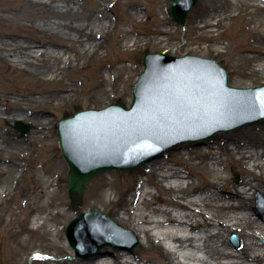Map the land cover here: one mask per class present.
<instances>
[{
  "label": "bare ground",
  "instance_id": "1",
  "mask_svg": "<svg viewBox=\"0 0 264 264\" xmlns=\"http://www.w3.org/2000/svg\"><path fill=\"white\" fill-rule=\"evenodd\" d=\"M15 1L32 8L46 9V17L39 20L47 28L38 31L35 36L0 29V67H14L29 81L61 83L55 90H40L32 87L25 88L24 92H8L9 95L5 100L8 102L14 100L10 105L13 108L8 112L5 107L3 112L0 107V116L8 120L14 119L13 115H15L16 120L22 121L26 119L25 110L19 108L21 100L15 95L35 104V98L38 99L37 103L41 104H51V99L54 98L55 102L52 105L55 108L61 103L70 101L75 93V87L70 83L60 82L58 75L69 65L86 66L104 46V42L99 40L109 36L111 28L113 26L116 28L117 25L113 24L112 20H99V5L110 4L111 0L94 1L88 15L80 10L84 4L78 0ZM241 2L243 3L241 0H232L224 7L226 9L219 6L205 7L195 17L193 26L206 42L219 45L221 32L216 28L226 21H231L233 24L234 18L243 15L231 12V9ZM263 3L264 0H255L253 4H246V10L250 11L251 8L259 6L264 8ZM124 10L126 14L132 15L129 23L142 21L139 2L130 0ZM0 11L14 14V11L8 8H2ZM31 18L32 16L29 19ZM244 20L253 25L240 31L239 38L243 41L238 46L242 52L248 54L245 61L255 77L249 83L251 85L264 79V19L259 23L251 18H248V21ZM0 22L10 21L0 19ZM162 23L166 25L164 20ZM162 27L154 29L153 32L165 33L166 30ZM128 35L129 33L126 32L124 37ZM216 51L218 54L221 52L218 48ZM168 54L180 56L174 51ZM108 73L109 77L113 76L112 72ZM76 82L82 84L81 81ZM100 90L98 97L109 95L108 90L102 88ZM41 118L44 122L37 121L38 127L34 132L33 140L48 142L51 138L45 129L49 124V118L47 114H42ZM248 131L243 129L227 135L226 146L222 148L209 145V151L205 153L200 147L188 149V159L199 161L198 167L203 169V172L193 168L183 158H179L182 163L173 160L170 154L165 159L155 158L148 163L141 174L146 176L147 183L155 187L159 194H166L167 197L155 194L143 184L119 190L117 183L121 181V176L118 174H111V179L102 177V182L99 184V212L113 216L118 224L124 225L138 236V249L135 254L146 261L144 264L157 261L153 256L150 258L141 256V253L151 249L160 252L167 264H264V242L260 240L264 239V220H261L253 199L248 196L251 191L264 194V141L256 135L251 136ZM0 141L14 145L15 154H18V146L23 142L15 132L8 134L1 131ZM179 154L178 151L176 155ZM170 161L175 163L170 164ZM7 162L6 158L0 157V167ZM13 163L15 167H20L19 158H15ZM178 164H183L184 169L178 168ZM216 165L225 168L234 165L244 177L239 182H234L229 176L217 171L214 168ZM183 171L200 181L188 182ZM220 181L224 183L221 185ZM51 191L55 193L53 197L55 198L57 191L55 189ZM6 193L7 189L0 187V199L5 197ZM52 203L55 206H62L61 202ZM37 207L39 215L34 217L33 223L38 222L42 213H49L40 198ZM76 210L79 216L82 209ZM48 215L42 226L51 222L56 223L54 218ZM68 218L67 211L60 213L59 220ZM233 232L238 233L242 241L239 252L233 248L228 239V235ZM8 234L7 229L5 235ZM84 234L85 232H82L81 237ZM56 235L59 236V233L57 232ZM37 257L40 256L34 255L30 261L34 263ZM79 257L73 262L65 258L56 259L55 264H137L127 247L124 249L106 245L90 254L87 260Z\"/></svg>",
  "mask_w": 264,
  "mask_h": 264
},
{
  "label": "rangeland",
  "instance_id": "2",
  "mask_svg": "<svg viewBox=\"0 0 264 264\" xmlns=\"http://www.w3.org/2000/svg\"><path fill=\"white\" fill-rule=\"evenodd\" d=\"M78 1L84 4L80 10L88 15L93 8V2L98 0ZM129 1L111 0L110 4L99 5V20H112V23L117 26L111 28L109 36L99 40L104 42V46L100 49L99 54L90 60L86 66L79 65L75 67L69 65L63 68L62 73L58 75L60 82L70 83L75 87V93L70 101L61 103L58 108H55L52 105L55 102L54 98L51 99V104L37 103L38 99L35 98V104L22 100L15 95L17 99L21 100L19 108L25 110L24 116L26 119L22 121L32 125V129L28 133L11 127L7 123V119L0 116V131L8 134L15 132L23 141L18 146V154H15L14 145L0 141V157L8 160L5 165L0 167V172L3 173H0V187L7 189L6 196L0 199V264H55L56 259L62 258L73 262L78 256L75 250L72 251L69 247L70 244L66 236L67 227L77 217L76 209L81 208V214L88 211H99V184L102 182V177L111 179V174H118L121 176V181L117 183L119 190L143 184L155 194L167 197L166 194H159L155 187L147 183L146 176L141 174L148 164L146 163L135 170H110L100 173L90 182L85 193L80 197H75V206L73 207L67 181L70 168L62 155L59 143L58 126L63 119L83 110H102L111 104L121 103L126 107L132 105L134 85L144 71L143 57L145 54L174 51L180 56L194 55L215 59L227 70L231 86L253 88L264 85V79H260L255 84H249L255 77L251 74V70L245 61L248 54L242 52L238 46L243 41L239 38L240 31L253 25L250 22H245L244 19L251 18L256 23L264 19L263 6L251 8L250 11L246 10V4H253L255 0H241L243 3L241 2L231 9L232 13L243 15L234 18L233 24L231 21H226L216 28L221 32V43L219 45L206 42L199 35L196 27L193 26L195 17L205 7L219 6L226 9L224 7L230 4L232 0H199L197 5L189 12L184 26L178 25L171 16L172 0H134L140 3L142 21L131 24L129 21H131L132 15L124 12V7ZM99 2H102V0H99ZM2 8H8L14 11V14L0 11V19L10 21L9 23L0 22V29L11 33L35 36L38 31L47 28L39 20L46 17V9L32 8L15 0H0V10ZM30 16H32L31 19H29ZM163 20L166 25L162 23ZM161 26L166 32L155 34L153 30L161 28ZM124 32H128L129 35L124 37ZM134 44L136 45L134 46ZM216 48L221 51L219 54ZM108 72H112L113 76L109 77ZM76 81H81L82 84ZM60 85L61 83L29 81L14 67H0V107L3 112H5V107L8 112L12 111L13 107L11 108L10 105L14 103V100L9 102L5 100L9 95L8 92H24L25 88L32 87L40 90H55ZM100 88L108 90L109 95L98 97L101 91ZM42 114H47L49 118V124L45 129L51 138L48 142L33 140L34 132L38 127L37 121L44 122L41 118ZM13 116L15 119V115ZM243 129L249 130L248 133L251 136L256 135L264 141V120H261L256 123H248L229 132L218 133L202 143L187 142L180 144L156 159H165L170 154L173 160L182 163L179 158H183L193 168H198L203 172L204 170L198 167L200 165L199 161L188 159V149L200 147L205 153L209 151V145L222 148L226 146L225 138L227 135ZM178 151L180 154L176 155ZM214 152L221 155L216 150ZM223 157L226 159L225 156ZM15 158H19L20 167L18 168L13 163ZM174 163L170 161V164ZM177 167L184 169L183 164H178ZM214 168L225 176H229L234 182H239L244 177L234 165H229L227 168L216 165ZM234 169L239 175V180L235 179ZM183 175L190 183L200 181L194 176L190 177L187 172L183 171ZM223 183V181H220L221 185ZM51 189L57 191L55 198H53L55 193ZM248 196L253 199L254 207L260 214L259 217L264 220V194L251 191ZM39 198L49 213H42L38 222L33 223L34 217L39 215L37 207ZM52 202H61L62 206H55ZM159 205L162 206V204ZM62 211L69 213L67 220H59ZM48 214L54 218L56 223L51 222L42 226L46 217L49 216ZM106 215L114 220L113 216L108 213ZM122 227L129 230L124 225ZM7 229L9 234L5 235ZM57 232L59 236L56 235ZM82 232V229L79 230L78 236ZM132 233L133 235L129 236V241L124 242L125 245L138 242V236L134 232ZM101 238L103 236H99L96 242L99 243ZM228 239L233 248L239 252L242 247L239 234L236 232L230 233ZM260 240L264 242V239ZM137 249L138 246L132 251L133 260L137 264H144L146 261L135 254ZM34 255H41L42 257H37L35 262L32 263L30 259ZM141 256L144 258L156 257L157 261L152 264H167L160 252L154 249L141 253ZM81 259L87 260L85 258Z\"/></svg>",
  "mask_w": 264,
  "mask_h": 264
},
{
  "label": "water",
  "instance_id": "3",
  "mask_svg": "<svg viewBox=\"0 0 264 264\" xmlns=\"http://www.w3.org/2000/svg\"><path fill=\"white\" fill-rule=\"evenodd\" d=\"M198 1L173 0L174 21L184 25ZM144 66L130 109L116 103L104 110L80 111L59 123L61 151L70 167L67 179L73 207L75 196L87 191L90 181L102 172L133 170L181 143L201 142L264 118V114L245 118L246 107L235 101L264 93V86L231 87L226 69L213 59L148 53ZM8 123L25 133L32 128L19 120ZM80 226L84 238L76 235ZM121 235L132 233L99 211L83 213L67 229L70 245L83 258L106 245L126 248ZM99 236L105 241L96 242ZM137 245L136 241L127 248L133 251Z\"/></svg>",
  "mask_w": 264,
  "mask_h": 264
}]
</instances>
